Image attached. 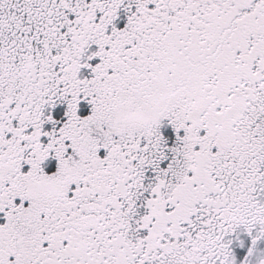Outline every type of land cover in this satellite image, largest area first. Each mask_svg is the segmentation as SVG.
<instances>
[{"label":"snow or ice","instance_id":"1","mask_svg":"<svg viewBox=\"0 0 264 264\" xmlns=\"http://www.w3.org/2000/svg\"><path fill=\"white\" fill-rule=\"evenodd\" d=\"M0 264H264V0H0Z\"/></svg>","mask_w":264,"mask_h":264},{"label":"flooded vegetation","instance_id":"2","mask_svg":"<svg viewBox=\"0 0 264 264\" xmlns=\"http://www.w3.org/2000/svg\"><path fill=\"white\" fill-rule=\"evenodd\" d=\"M237 252H238V254H239L240 250H239V249H237Z\"/></svg>","mask_w":264,"mask_h":264}]
</instances>
